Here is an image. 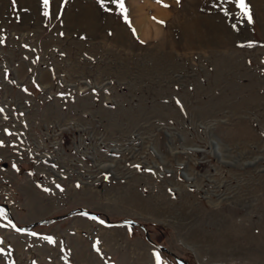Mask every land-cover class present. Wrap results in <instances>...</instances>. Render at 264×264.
Here are the masks:
<instances>
[{
  "label": "rangeland",
  "instance_id": "obj_1",
  "mask_svg": "<svg viewBox=\"0 0 264 264\" xmlns=\"http://www.w3.org/2000/svg\"><path fill=\"white\" fill-rule=\"evenodd\" d=\"M163 2L0 0V264H264V0Z\"/></svg>",
  "mask_w": 264,
  "mask_h": 264
},
{
  "label": "built area",
  "instance_id": "obj_2",
  "mask_svg": "<svg viewBox=\"0 0 264 264\" xmlns=\"http://www.w3.org/2000/svg\"><path fill=\"white\" fill-rule=\"evenodd\" d=\"M203 129H201V135L197 132L195 134V137H197V141H202V142H197L195 143L192 147H187L185 145V143H188L187 142V139L185 138V136H181V139L183 140V145H180L178 146V148L176 149L177 150V153H181L182 152H186L185 155V160L187 161L186 163L191 166H193V170H190L189 172L188 171H185V168H188L187 167V164L185 165L184 163V160L181 161L183 162V164H180L181 165V169H183V171L181 172L182 173V176H183V179L186 180V184L188 186H190L192 188V190H194L196 192V194L198 195V197L200 199H209V197L211 198V196H219L220 195V191H219V187L220 186H224V188L227 186L223 185L222 182L224 181V179L222 178V174L224 175L225 172H222V174L219 173V175H215V170L213 172V167L209 166V168L206 170V172H203V173H199L198 174V171L196 170V168L194 167H197L203 163H206L208 160L206 159H203V155L205 154V152L207 151V148H206V145H205V136L203 135ZM170 132L168 131H165V139L166 138H170V135H168ZM170 141L168 139H166V144L167 146L168 143ZM193 144V143H192ZM194 149V150H192ZM210 153V151H207ZM208 163V162H207ZM212 169V173L210 172ZM189 173H193V176L194 178L193 179H189L187 176V174ZM209 174L208 176H206V174ZM197 175H200L203 179H206L207 181H198V179L196 178ZM193 176H190V177H193ZM213 176V177H212ZM213 179V181L211 180ZM209 182H211V184H208ZM224 183V182H223ZM208 184V185H207ZM218 185H220L218 187ZM219 191V192H218Z\"/></svg>",
  "mask_w": 264,
  "mask_h": 264
},
{
  "label": "water",
  "instance_id": "obj_3",
  "mask_svg": "<svg viewBox=\"0 0 264 264\" xmlns=\"http://www.w3.org/2000/svg\"><path fill=\"white\" fill-rule=\"evenodd\" d=\"M5 208H7L8 210V216L3 217L5 221H7L14 230H16L17 232H28L31 228H33L34 226L37 225H48L51 224L57 220H61L64 219L66 217H70L73 216L76 213H84L89 215L90 217H92L93 219H95L97 222L101 223V221H103L104 223H101L103 225L106 226H111V225H116V224H128L131 226H140L144 232H145V238L146 240L152 244L153 246H155L156 248H158L159 250L171 255L178 264H190L188 261H186L185 259L179 257L178 255H176L174 252H172L171 250H169L166 246H163L161 244L156 243L154 240L151 239V237L149 236V232L147 231V228L140 222L134 221V220H124V221H112V220H108V219H103L100 215H98L97 213L92 212L91 210L84 208V207H78V208H74L72 210H70L68 213L63 214V215H59V216H55V217H51V218H43L41 220L32 222L30 224L27 225H18L15 220L13 219V217L11 216L10 212H9V208L8 205H5Z\"/></svg>",
  "mask_w": 264,
  "mask_h": 264
},
{
  "label": "snow or ice",
  "instance_id": "obj_4",
  "mask_svg": "<svg viewBox=\"0 0 264 264\" xmlns=\"http://www.w3.org/2000/svg\"><path fill=\"white\" fill-rule=\"evenodd\" d=\"M98 2L100 3L101 7L104 6L106 0H98ZM113 3H117L118 5V8L120 10V12L124 15V19L126 22H128V9L125 7L124 5V0H112ZM180 0H177V3H179ZM235 4L237 7H239L240 9V13L247 18L248 22L249 23H252V16H251V12H250V6L249 4L247 3V0H234ZM43 3L45 5V7L47 8V6L49 5L50 3V0H43ZM157 3H160L162 4L163 7H169V5L167 4H164L163 0H157ZM47 15V13H45ZM153 19L155 20L156 18L153 17ZM158 23H161L163 24L164 21H157ZM233 27L235 28L236 26L233 25ZM135 31V30H133ZM254 42H249L247 46L251 47L253 45ZM242 47L244 45H241ZM136 167H139V166H136ZM59 187V186H58ZM3 212L2 210H0V215H2ZM101 223H104L103 221H101ZM33 235H36L35 233H33ZM46 239H48L49 241H51V238L50 237H46ZM156 255V260H157V264H163V262L161 261V258L159 256L158 253L155 254Z\"/></svg>",
  "mask_w": 264,
  "mask_h": 264
},
{
  "label": "bare ground",
  "instance_id": "obj_5",
  "mask_svg": "<svg viewBox=\"0 0 264 264\" xmlns=\"http://www.w3.org/2000/svg\"><path fill=\"white\" fill-rule=\"evenodd\" d=\"M159 13H161L162 11L158 10ZM219 150V149H218ZM219 153H220V150H219ZM223 157V156H222Z\"/></svg>",
  "mask_w": 264,
  "mask_h": 264
}]
</instances>
